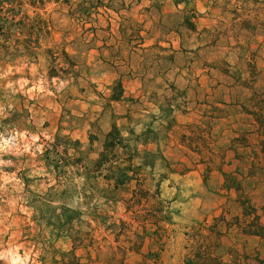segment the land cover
Returning <instances> with one entry per match:
<instances>
[{
  "label": "rangeland",
  "instance_id": "1",
  "mask_svg": "<svg viewBox=\"0 0 264 264\" xmlns=\"http://www.w3.org/2000/svg\"><path fill=\"white\" fill-rule=\"evenodd\" d=\"M5 40L0 264H264V0H0Z\"/></svg>",
  "mask_w": 264,
  "mask_h": 264
},
{
  "label": "trees",
  "instance_id": "2",
  "mask_svg": "<svg viewBox=\"0 0 264 264\" xmlns=\"http://www.w3.org/2000/svg\"><path fill=\"white\" fill-rule=\"evenodd\" d=\"M15 23V22H14ZM13 23V24H14ZM20 28H22V27H20ZM5 43L4 44H1L0 46H1V48H7L8 46H7V42H6V40L4 41ZM62 53L65 55V56H67L68 54H67V52L65 51V50H62ZM53 60H54V62L57 60V56L56 55H53ZM57 62V61H56ZM71 73H75L74 71H71V72H67V74H71ZM49 75L51 76V77H54V76H58V72L57 71H52L51 70V72H49ZM118 85H119V87H121V83H118ZM122 95H115L114 93L113 94H111L110 96H109V99L110 100H114V101H116V100H118L119 99V97H121ZM98 161L99 160H101V156L97 159ZM250 210L251 211H253L252 213H253V222H255V226L257 227V229H255V230H248L247 232H246V234H248V235H258V236H261V237H264V224H262L261 222H259V220H260V215L257 213V211H256V209L255 208H250ZM245 215H248V213H247V211H246V209H245Z\"/></svg>",
  "mask_w": 264,
  "mask_h": 264
},
{
  "label": "crops",
  "instance_id": "3",
  "mask_svg": "<svg viewBox=\"0 0 264 264\" xmlns=\"http://www.w3.org/2000/svg\"><path fill=\"white\" fill-rule=\"evenodd\" d=\"M260 221H263V223H264V215H261L260 214ZM262 223V222H261Z\"/></svg>",
  "mask_w": 264,
  "mask_h": 264
}]
</instances>
